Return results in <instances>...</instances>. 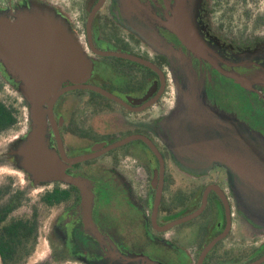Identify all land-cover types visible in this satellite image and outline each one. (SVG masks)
Segmentation results:
<instances>
[{"label":"flooded vegetation","instance_id":"obj_1","mask_svg":"<svg viewBox=\"0 0 264 264\" xmlns=\"http://www.w3.org/2000/svg\"><path fill=\"white\" fill-rule=\"evenodd\" d=\"M140 1L157 14H170L175 4ZM251 2L200 1L194 27L212 54L206 60L158 26L160 48L173 55L159 52L131 30L117 0H0V13L29 9L32 3L51 8L92 63L86 81L62 83L68 89L53 105L47 138L67 175L92 182L91 217L104 241L85 233L78 190L59 180L48 182L63 197L52 205L60 208L47 226L49 260L86 264L102 260L107 247H115L145 255L154 264L260 259L258 264H264V227L236 209L225 170H183L157 131L167 110L178 108L175 90L185 80L181 57L207 103L264 136V19L247 11L243 20L236 16L237 6ZM0 82L16 86L1 63ZM29 127L30 122L26 132ZM29 185L34 186L30 180ZM201 207L196 216L177 223Z\"/></svg>","mask_w":264,"mask_h":264},{"label":"water","instance_id":"obj_2","mask_svg":"<svg viewBox=\"0 0 264 264\" xmlns=\"http://www.w3.org/2000/svg\"><path fill=\"white\" fill-rule=\"evenodd\" d=\"M200 1L174 0L170 14H157L147 2L117 0L131 30L159 52L173 55L160 48L158 26L175 33L196 56L210 60L212 54L194 27V11ZM180 60L185 80L175 90L178 108H169L158 122L160 138L185 171L205 174L215 166L223 168L236 209L253 225L264 227V136L207 103L190 65L181 57ZM0 63L26 101L30 122L25 135L6 143L0 158L26 175L33 185L59 180L64 185L74 186L79 192L85 233L103 243L104 237L91 217L92 182L82 176L67 175L62 160L49 147L47 138L53 105L68 89L63 88L62 83L86 81L91 74V61L69 27L51 8L32 3L29 9L0 13ZM94 89L108 95L99 88ZM86 158L84 155L70 161ZM201 209L177 223L196 216ZM107 248L102 260L86 264H154L145 255ZM261 260L250 264H258Z\"/></svg>","mask_w":264,"mask_h":264},{"label":"rangeland","instance_id":"obj_3","mask_svg":"<svg viewBox=\"0 0 264 264\" xmlns=\"http://www.w3.org/2000/svg\"><path fill=\"white\" fill-rule=\"evenodd\" d=\"M255 2V3H254ZM236 16L244 19L246 11L250 13V17H257L260 15L264 19V0H253L251 4L244 5L241 3L236 8ZM0 99L8 106H11L16 111V123L9 129L0 133V152L4 149L6 143L15 137L23 136L27 132L28 113L27 106L23 102L21 95L16 87H12L6 83L0 82ZM0 158V185L9 184L11 189L24 190L26 192V199L23 204L12 213L15 217L29 216L32 209H36L39 219L38 237L36 245L32 253L26 258L22 264H82L77 260H49V245L46 238L47 226L51 218L56 214L60 208L59 206H47L40 201V196L46 191L50 190L53 185H29V179L22 172L9 166L8 162H3Z\"/></svg>","mask_w":264,"mask_h":264},{"label":"trees","instance_id":"obj_4","mask_svg":"<svg viewBox=\"0 0 264 264\" xmlns=\"http://www.w3.org/2000/svg\"><path fill=\"white\" fill-rule=\"evenodd\" d=\"M16 119L14 108L0 99V133L12 127ZM61 192L59 188L48 190L40 196V201L52 206L62 200ZM25 199L24 190L11 189L9 184L0 185V264L24 263L36 245L39 228L36 209H32L29 216H12Z\"/></svg>","mask_w":264,"mask_h":264}]
</instances>
